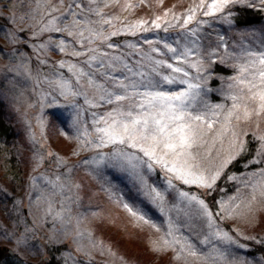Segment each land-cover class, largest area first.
Masks as SVG:
<instances>
[{
	"label": "rangeland",
	"instance_id": "374dc122",
	"mask_svg": "<svg viewBox=\"0 0 264 264\" xmlns=\"http://www.w3.org/2000/svg\"><path fill=\"white\" fill-rule=\"evenodd\" d=\"M45 2L46 0H0V20L5 23L0 25V47L3 48L0 52V111H3L12 124L10 138L6 143L0 140V154L6 160L15 157V162L19 163L17 170L23 178V185L14 191L15 181L9 180L0 168V264H35L41 260L48 264L51 257L54 262L51 260L49 264H224L218 259L217 248L221 251L227 249L237 261L261 264L264 257L257 252L248 251H252L256 244L264 250V223L255 229L245 230L244 217L240 215L246 211L244 205L255 195L257 199L253 202V210L257 219L264 221V197H261L259 189L254 192L250 186L259 177L245 183L252 171L259 170L258 166H245L239 175L229 168L234 166L233 163L230 164L225 170L224 178L234 176L236 179H228L232 183L227 185L232 189L228 192L225 190L217 198L216 212L221 213L218 220L223 227L219 226L225 231L236 229L242 233L238 242L245 246L240 248L220 243L211 237L208 243H203L213 229H209L206 220L188 207L186 202H182L175 191L168 189L165 174L159 168L156 169L160 172L157 179L152 173L146 178L149 184L164 194L163 211L152 204L125 173L92 162L93 158L99 159L97 153H109L107 148L93 147L79 151L80 144L85 139V129L90 134L94 133L93 113L98 116L108 108L89 107L84 116L77 98L73 101V97L69 96L68 101H65L58 95L59 89L52 81L61 79V74L64 79L73 80L69 66L75 63L78 67H83L79 61L85 58L80 57L78 61L77 58L52 48L43 51L39 49V45L46 43L51 35L54 41H67V52L70 53L73 49L81 50L79 44L73 45L72 37H68L66 33H46L36 39L34 50L31 32L38 31L40 26L51 19L45 16ZM199 2L200 0H97L103 17L117 22L114 24L116 26H112L114 31L123 30L140 19L150 21L160 16L161 28L152 30H156L153 36L160 33L163 37H155L151 41H160L159 45L153 46L162 50L165 42L175 46L177 40L185 44L194 39L191 36L186 37V34L177 35L172 39L171 35L176 34H171L170 31L180 27H169L168 31H164L163 21L175 23L173 14L180 16L190 6ZM205 2L209 3L211 0ZM52 3L59 6V0H52ZM104 3L110 6L105 8ZM255 3L257 6L254 8L262 13V22L255 27L236 28L218 17H205L198 13L197 19L207 23L197 25L196 21H193L188 27L198 29L195 39L200 50L205 54L218 51L227 59L229 55L239 56L244 48L259 47L261 40H264V8L260 7L259 0H255ZM129 4L131 7L126 8L125 5ZM165 12L169 13L167 17L164 16ZM71 19L69 16L63 23L68 24ZM10 28L24 30L22 39L26 40V46L9 45L3 34ZM87 34L89 35H85L86 37L95 38L89 32ZM221 36L227 44L230 42L227 54L222 46L217 48L221 44ZM85 42L88 40L82 41L83 44ZM142 43L138 45L139 40H135L132 42L134 49L122 47L119 50H127V54L138 61L139 55L132 53L147 52L150 48L146 42ZM145 44L148 47H144ZM12 47H19V52H10ZM89 47H97V44L85 45L84 50ZM98 49L100 52L106 51L100 47ZM113 54L115 53L109 55ZM40 60L45 62L41 64ZM61 61L64 62L63 72L59 69ZM227 61L230 64L235 62L229 59ZM210 75L208 86L214 74L211 72ZM233 75L234 71L230 76ZM228 77H217L218 85L210 86L214 91L203 97L204 102L209 105L224 104L225 110L231 106L230 101L224 100L225 93L220 91L222 87L226 88L225 81ZM81 84L86 85V79H81ZM212 94L214 98L211 97ZM52 95H57V99L61 98V101L64 100L61 104H68V107L56 109L64 121L63 124L53 121L48 115L53 111L46 106ZM91 95L89 90V96ZM197 106L202 108V104ZM77 109L80 111V123L69 127V117ZM216 119L214 131L205 137L207 143L194 149L198 161L210 169L226 155L231 139L230 136L221 139L216 135L222 126L224 113ZM246 127H249L250 134L244 139L249 141L247 153H250L252 158L258 147L257 143L251 142V131L255 124ZM260 127L264 129V119H261ZM73 149L79 151V154H74ZM85 158H88V163L84 162ZM185 188L186 191L199 192L195 188ZM12 192L19 193L16 203L13 199L16 196H12ZM2 195H5V199ZM230 197L236 199L230 201ZM221 200L226 202L223 211L218 203ZM125 204L133 208V211L125 208ZM237 204L240 205L239 208L235 207ZM216 224L218 225L217 222ZM23 235H27V243L17 248L16 238ZM8 236L11 239H8ZM244 236L255 238L244 239ZM189 243L195 246L196 256L188 254L186 246ZM182 247L185 248L183 254L180 253Z\"/></svg>",
	"mask_w": 264,
	"mask_h": 264
},
{
	"label": "snow or ice",
	"instance_id": "6c2138e0",
	"mask_svg": "<svg viewBox=\"0 0 264 264\" xmlns=\"http://www.w3.org/2000/svg\"><path fill=\"white\" fill-rule=\"evenodd\" d=\"M82 4L83 0L79 3L77 0H59L57 7L52 0H46L45 16L51 19L40 26L38 31L31 32L34 50L36 39L43 37L46 33H66L68 37H72L73 45H80L81 50L73 49L69 53L67 41L65 39L54 41L51 35L48 36L46 43L39 45L41 51L52 48L75 57L78 61L80 57L85 58L79 61L83 67H78L75 63L69 66L68 70L73 74L74 83L72 79H64L63 74L61 79L52 81L59 89L60 97L68 101L71 96L75 101V98L83 96L84 103L90 108H108L106 112L98 116L93 113L94 133L90 134L85 129L83 133L85 139L81 142L79 151L93 147L95 149L109 148V153H97L99 159L93 158L92 162L104 164L125 173L133 184L144 192L149 201L163 211L164 194L149 184L146 178L148 174L159 168L165 174L168 189L175 191L177 197L194 209L196 214L203 217L209 229H213L203 243H208L211 237L223 244L244 247L245 245L238 242L242 235L240 231L236 229L225 231L216 224L215 217H219L221 213H214L205 197L215 190L217 182L224 175L227 167L247 153L249 141L244 137H248L250 132L246 125L250 126L253 123L255 127L251 131V142L257 143L258 147L246 167L251 168L255 165L259 167V170L252 171L245 183L259 177L250 186L254 192L259 189L261 197H264V129L260 127V121L264 119V40H261L259 47L244 48L239 56H227V59L235 61L230 65L235 75L226 79V88L220 89L225 93V102H231V106L225 110L224 104L209 105L203 100L204 96L214 91L208 85L211 69L217 63L213 57L219 56V53L218 51L203 53L195 39L198 36V29L188 26L193 21H196L197 25L207 23L197 19L198 13H202L205 17H218L224 23L232 25L238 15V9L256 7L255 0H211L209 3L200 0L198 4L190 6L180 16L173 14L172 19L175 23L164 20V31H168L169 27L179 26L185 29L186 37L191 36L194 39L185 44L177 40L175 46L165 42L163 50L153 46L159 45L160 41L146 40L145 42L150 46L149 51L132 53L140 57L135 65H130L124 54L109 55L106 51L100 52L98 47H89L84 50L85 45L82 41L87 39L91 44L99 40L100 46H106L108 49L118 48V45L108 42L112 36L136 35L140 30L147 32L160 29L162 18L156 16L150 21L140 19L127 25L123 30L117 29L105 35L102 27L112 25V20L103 18V12L97 0H87V4H83V7ZM259 4L264 8V0H259ZM103 6L107 8L110 5L104 3ZM84 7L89 13L101 17V21H92L87 16L81 19ZM125 7H131V5H125ZM61 9H67V11H61ZM53 13H59V15H53ZM168 15V12L164 13L165 17ZM69 16L72 17L71 21L64 24L63 21ZM94 24H99L100 27H93ZM85 31H88L95 39L86 37ZM23 32V29L10 28L3 34V38L9 45L26 46V40L22 39ZM220 41L221 44L217 48L222 46L227 54V41L223 36L220 37ZM127 47L134 49L135 45L129 44ZM2 51L3 48L0 47V52ZM10 52H19V47L10 48ZM219 61L226 67L229 66L225 57L220 56ZM44 62L40 60L41 64ZM59 66L63 68L64 62L61 61ZM85 68L88 71H85ZM81 79H86V85L81 84ZM89 90L92 92L91 96H89ZM198 104H202V108L198 107ZM46 106L53 109L48 114L51 119L63 124L64 121L61 120L56 109L68 107V104H61L57 95H52ZM72 106L75 107L74 102ZM221 113H224V120L216 135L221 139L225 136L231 137L229 150L218 164L210 169L198 161L194 149L207 143L205 137L214 131L216 118ZM69 120V127L77 126L80 123V111L77 109ZM79 151L73 149L74 154L78 155ZM84 162L88 163V158H85ZM228 179L235 180L236 177L229 176ZM177 184L188 186L189 189L195 188L199 192L185 191ZM235 199V197L229 198L230 201ZM256 199L253 195L244 205L246 211L240 214L244 217L245 230L255 229L264 223L257 219L253 210V202ZM218 203L221 210H225L226 202L221 200ZM124 207L130 212L133 211L128 204ZM235 207L239 208L240 205L237 204ZM50 211L49 208V214ZM133 214L136 213L133 212ZM143 218L142 214L141 219ZM243 238L254 239L255 237L244 236ZM8 239L11 237L8 236ZM27 240V235L17 237L16 247H23ZM186 249L189 255H197L194 245L189 243ZM184 251L185 248H180L181 254ZM216 252L218 259L224 264H248L247 261H237L227 249L221 251L217 248ZM39 264H46V261L41 260ZM261 264H264V258Z\"/></svg>",
	"mask_w": 264,
	"mask_h": 264
},
{
	"label": "trees",
	"instance_id": "16d2710c",
	"mask_svg": "<svg viewBox=\"0 0 264 264\" xmlns=\"http://www.w3.org/2000/svg\"><path fill=\"white\" fill-rule=\"evenodd\" d=\"M77 1L79 3V0H77ZM83 4H87V0H83ZM83 4H82V6H83ZM85 9L86 10L83 12L82 17L87 16L92 21H101V17H97L94 14L89 13L86 7H85ZM103 18L106 19L105 17H103ZM261 22H262V13L258 9L241 7V8L238 9V15H237L236 20L233 23V25L236 28L255 27V26L260 25ZM3 24H5L3 22V20H0V25H3ZM114 24H117V22L116 21H112V25H103L102 31H105L104 32L105 35H108L109 33L114 31V29H112L113 28L112 26ZM92 26L93 27H100L99 24H94ZM114 26H116V25H114ZM184 30L185 29H183V28H177L174 31H170L171 34H176V35H171V38L175 39V37H177V35L183 36L184 34H186L185 32H183ZM155 32H156V30H154V31L150 30V31H147V32H137L136 35L119 34V35L112 36L111 40L108 41V42H111V43L119 46L118 48H114V49H108L106 46H100L99 45V40H96L95 43L97 44V47L105 49L106 51H108L109 54H111L112 52L115 53L113 55L124 54L128 58V63L130 65H135L136 61L127 54V50H125V49L124 50H119V49L122 48V47H127V45L132 44V42L135 41V40H139V44L138 45H142L143 44L142 41H144V43H145L146 40H152V39H155V37H160V38L163 37V36H161L160 33H158L157 36H153ZM87 33L88 32H85L86 36L89 35ZM95 43H91V44H95ZM84 44L87 46L89 43L85 42ZM227 45L229 46L230 42ZM143 46L144 47H148V45H146V44L143 45ZM220 56H223V53H219V56L215 57V60L217 61V63L213 66V68L211 70L212 74H214L213 79L211 80V84H210V86H212V87L213 86L216 87L218 85V82H217V80H218L217 77L218 76H220V78H225V77H228V76L232 75V73H233V69L230 67L231 64L227 61V59H226V63L229 65L228 67H226L224 63H220V61H219V57ZM50 61H52V60H50ZM52 64L53 63H51V65ZM56 65L57 64L55 63L54 66H56ZM59 69L62 71V68H59ZM85 69H86V71H88L87 68H85ZM101 71H103V70H101ZM73 83H74V79H73ZM211 97L214 98L213 94L211 95ZM60 99L61 98H58V101L60 103H63L64 100L61 101ZM77 102L79 104V108L82 109L83 115L85 116L88 113L89 106L84 103V98H82L81 96L77 98ZM85 119H86V117H85ZM10 122L11 121L7 120V116H5L3 114V111H0V140L5 142V143L10 138V135H11L12 124ZM107 149H108V151H110L109 148H107ZM0 150H1V148H0ZM250 159H251V154L250 153L249 154L246 153L244 156H242V157L238 158L237 160H235L233 162L234 166L233 167H229V168L234 169L235 173L240 175L244 171V169H245L244 167L246 166L247 162ZM0 160L2 162V165L0 166V168L2 169L1 171L3 173H5L4 175L9 180L15 181L16 186H15L14 191H16V188L19 189L23 185L22 184L23 183L22 182L23 178H22L21 172L17 170V165L19 163L15 162L16 161L15 157H11V158H9V160H6L5 158H3L1 156V154H0ZM7 162H8V165L5 166V164ZM152 176L155 179H157L160 176V172L155 170V172L152 173ZM224 177H225L224 175L221 177V179L217 182V187L215 188V190L210 195H208V197H207V203H209V206L212 208L214 213H216V203H217L218 196L220 197L221 194L224 193L225 190L228 192V191H230V189H232L231 187H229L227 185V183L231 184L232 181H229L227 178H224ZM178 187H181L183 190L186 191V188H185L184 185H182V186L178 185ZM219 192H221V193L219 194ZM13 195L16 196V198H13V199H15V203H16V199L19 200V197L17 198L19 193L17 192V194H15V192H12V196ZM2 196H3V199H5V195H2ZM215 219H216V222L218 223V225L223 227L220 224L221 222L218 220V217H215ZM248 252L249 253L257 252L258 255H261V257L262 256L264 257V250L260 249V247H257V244L252 248V251H248ZM51 260H52V262H54L52 257H51ZM51 260H49V263H50ZM8 264H12V263H8ZM35 264H39V263H35Z\"/></svg>",
	"mask_w": 264,
	"mask_h": 264
},
{
	"label": "water",
	"instance_id": "95a60500",
	"mask_svg": "<svg viewBox=\"0 0 264 264\" xmlns=\"http://www.w3.org/2000/svg\"><path fill=\"white\" fill-rule=\"evenodd\" d=\"M9 253L11 254V251H9Z\"/></svg>",
	"mask_w": 264,
	"mask_h": 264
}]
</instances>
